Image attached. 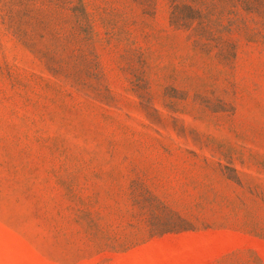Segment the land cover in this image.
<instances>
[{
  "label": "rangeland",
  "instance_id": "obj_1",
  "mask_svg": "<svg viewBox=\"0 0 264 264\" xmlns=\"http://www.w3.org/2000/svg\"><path fill=\"white\" fill-rule=\"evenodd\" d=\"M0 264H264V0H0Z\"/></svg>",
  "mask_w": 264,
  "mask_h": 264
}]
</instances>
